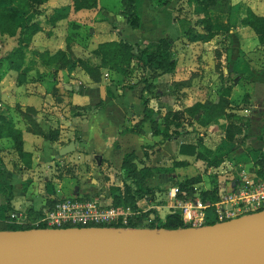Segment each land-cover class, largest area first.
<instances>
[{
  "label": "crops",
  "instance_id": "0c3cea01",
  "mask_svg": "<svg viewBox=\"0 0 264 264\" xmlns=\"http://www.w3.org/2000/svg\"><path fill=\"white\" fill-rule=\"evenodd\" d=\"M111 3L112 0H98V6L93 9L76 11L71 8L65 11L67 15L64 18L53 24L55 9L72 6V0H48L36 19L43 30L33 37L31 48L55 52L70 47L74 55L67 52L73 61L57 73L38 63L31 67L24 80H20L19 72L12 69L6 59L17 41L0 33V129H3L0 135V225L8 222L13 211L34 217L29 211L39 212L35 210L36 200H40L43 207L45 203L52 202L51 199H59V194L64 195L61 197L81 195L85 182H92V176L101 172L115 178L121 173L126 153L134 151L140 159H144L142 147L160 141V137L153 135L150 122L144 124L141 133L132 131L144 114V83L136 77L125 80L109 70H103L101 80L95 82L79 66L80 58H84L87 52L86 57L90 56L100 43L106 41L123 38L150 45L167 36L174 41V50L181 46L176 71L159 77L150 96V106L161 111L162 115L168 111L184 110L197 101H216L227 87H231L228 97L232 106L236 102L242 103L246 93H249L245 109L256 112L260 121L246 123L241 135L240 152L236 149L240 144L235 147V142L224 139L226 151L220 153L227 156L229 150L236 149L231 154L238 161L236 175L242 170L256 171L257 151L264 153V122L260 123L259 117L264 114V45L260 44L254 31L243 26L241 21L250 10L264 16V0H231L230 13L211 11L216 35L207 42L195 43H188L183 36V28L187 26L185 18L202 31L200 26L195 25L197 16L193 14L188 0H169L164 5H159L156 0H142V26L137 29L128 25L120 15L121 9L111 7ZM73 27L77 35L89 30V39L84 37L83 42L77 36L74 46L69 38ZM39 34H44L42 42L36 43ZM79 44H84V51ZM222 46L239 48L243 57L233 67H222L221 72L217 68L216 51ZM206 54L211 57L207 61L210 74L205 77L210 82L208 88L202 87L204 83L200 84L194 75L196 67L202 65L205 68L201 56L205 58ZM226 57L225 53L220 61H225ZM184 70L190 74L187 75ZM233 71L244 73L247 78L238 82L240 75H236V80L232 77L235 74ZM202 77L199 76V80ZM237 90L239 92L236 93ZM109 91L113 96L104 106L74 115V112L80 111L77 107L95 106L107 100ZM6 121H10L13 128L7 127ZM227 123L225 117H219L209 128L203 129L217 132L222 128L225 132ZM187 128L192 129L190 126ZM14 130L22 134L23 152L16 149L15 140L10 135ZM52 131L57 132L56 139H51ZM178 140L173 138L158 148L168 152ZM70 144H73L74 150L60 155L62 149ZM244 148L249 149L246 151ZM189 158L180 155L177 160ZM72 166L75 172L70 170ZM84 191L87 194L96 192L94 189ZM9 194H12L10 208ZM106 203H112L111 196L106 198Z\"/></svg>",
  "mask_w": 264,
  "mask_h": 264
},
{
  "label": "trees",
  "instance_id": "16d2710c",
  "mask_svg": "<svg viewBox=\"0 0 264 264\" xmlns=\"http://www.w3.org/2000/svg\"><path fill=\"white\" fill-rule=\"evenodd\" d=\"M168 1L156 0L159 5L168 4ZM47 2L48 0H0V33L1 35L17 39V46L11 50L6 59L9 61L11 68L19 72L20 80H24L31 67L38 63L57 73L73 61L67 52L68 50L60 49L52 53L51 51H35L31 48L33 37L41 30L39 23L35 21V17L42 13L43 9H41V6ZM141 3L142 0H121L120 15L134 29L142 26ZM188 4L193 8V14L197 16L195 25L202 28V31H199L196 26L192 25L191 20L185 18L187 26L183 28V36L188 43L207 42L215 37L216 32L211 18V11L230 13L232 10L231 0H188ZM72 5L76 11L93 9L98 6V0H72ZM69 9H71V6L57 9L52 16V23L64 18L67 15L65 11ZM241 24L253 30L258 36L260 44L264 45V16L250 10L242 19ZM174 46V41L167 36L159 38L150 45H143L140 41L130 42L121 38L120 40L100 43L90 56L78 60L79 66L95 82L101 80L103 70L114 72L125 80L139 74V81L144 83L142 93L144 114L132 131L141 133L144 124L150 122L153 135L160 137V141L144 147V159H140L134 151L124 155L121 173L118 174L119 182L122 185L114 182L110 187L112 204L121 212L129 206L134 211H137L139 209L137 204L140 200L146 197L151 198L157 193L156 189L151 186V180L155 177L156 172L162 169L147 163V160L151 158L147 148H158L161 144L173 138L191 134L197 128H209L219 117H225L228 122L224 139L234 142L245 131V124L248 119L244 115L237 113L238 110H242L240 104L231 105V100L228 97L231 87H227L216 101L210 99L204 102L197 101L184 110L168 111L164 115H162L161 111H156L150 106V96L156 88L155 81L165 74H171L176 71L178 58ZM262 70L264 73V68ZM233 72H235V75H240L238 82L247 78L244 73ZM253 81L257 80L254 79ZM112 96L113 94L109 91L107 100L101 101L95 106L77 107L80 111L74 112V115L82 114L81 111H94L104 106ZM249 97L250 94L246 93L243 99L245 106L249 102ZM32 121L35 123V120ZM6 126L13 128L10 121H6ZM187 126L192 127V130H188ZM2 130L0 129V135ZM55 133L57 132H51V139H56L57 135ZM10 135L15 140L16 149L19 152H23L21 132L14 130V132H10ZM179 153L181 155L194 156L196 160L205 162L208 167H219L226 158V154H221L208 147L202 138L197 139L195 142L182 141ZM176 164L183 166L188 164V161L180 160ZM256 172L259 176L264 177V153L261 151H257ZM199 182H201V177H191L179 181L177 186H179L180 190L193 196L195 192L194 186ZM218 184L219 179L214 175L211 188L201 193L204 201H216L218 199ZM11 197L12 194H9V208ZM29 213L37 217L41 215L42 211L34 212L30 210ZM149 218H151V221L144 223ZM214 223L211 222L209 224ZM142 226L158 229H177L185 227V223L180 211L170 212L163 218L156 209H149L130 219L128 225H124L121 222L115 225V227ZM31 228L34 227L32 225H20L10 222L0 225V230Z\"/></svg>",
  "mask_w": 264,
  "mask_h": 264
},
{
  "label": "water",
  "instance_id": "95a60500",
  "mask_svg": "<svg viewBox=\"0 0 264 264\" xmlns=\"http://www.w3.org/2000/svg\"><path fill=\"white\" fill-rule=\"evenodd\" d=\"M73 144L60 155L74 150ZM0 264H264V210L177 229L0 230Z\"/></svg>",
  "mask_w": 264,
  "mask_h": 264
},
{
  "label": "built area",
  "instance_id": "2783aa9c",
  "mask_svg": "<svg viewBox=\"0 0 264 264\" xmlns=\"http://www.w3.org/2000/svg\"><path fill=\"white\" fill-rule=\"evenodd\" d=\"M244 111L249 112L248 109ZM217 190L216 201H204L196 191L191 196L180 190L179 186H173L168 192L170 212L180 211L185 227H199L264 210V177L256 171L242 170L230 179L219 180ZM51 201L44 205L41 215L37 217L13 211L8 222L32 225L34 228L115 227L120 222L128 225L130 219L151 208L157 212L162 209L160 205L144 208L140 200L137 211L129 206L121 212L112 203H106L103 197L84 198L79 194L53 198ZM146 221L150 222L151 218Z\"/></svg>",
  "mask_w": 264,
  "mask_h": 264
},
{
  "label": "rangeland",
  "instance_id": "374dc122",
  "mask_svg": "<svg viewBox=\"0 0 264 264\" xmlns=\"http://www.w3.org/2000/svg\"><path fill=\"white\" fill-rule=\"evenodd\" d=\"M47 3L42 5L41 9H44V6H47ZM113 6L121 9V0H112L111 7H113ZM144 7L145 6H143V9H144ZM71 8L74 9L73 5L71 6ZM72 9H70V10H72ZM146 9L147 8L145 7V10ZM56 10L57 9H55V11ZM38 17H39V15H37L35 17V19H37ZM35 21L37 22V20H35ZM37 23H39V22H37ZM73 24H75V23L73 22ZM74 29H76V28L73 27L72 34L69 35V38L71 39L70 42L74 43L73 44L74 46H75L76 41H77V39H76L77 36H79V38H81L83 40V42H84V37H87L89 39V37H90V31L89 30L85 34H84V31H82L81 34L77 35V32H74ZM42 30H43V28L41 27V30L39 32H41ZM42 35H44V34H39V36H38L39 38H38V40H36V43L42 42ZM3 36H6V35H3ZM13 39H14V41H17L16 38H13ZM229 40H230V38H229ZM16 46L14 45V48ZM79 48L84 51V44L83 45L79 44ZM34 50L39 51L37 49H34ZM205 50L206 49H204V51ZM51 52L54 53L53 51H51ZM68 52H71V55H74V52L70 50V47H68ZM175 52H176V55H179V53L182 52L181 46L179 48L177 46ZM216 52H217L216 59H218V61H219V62H217V68L220 69L221 72L223 71L222 67H224V66L225 67H233L234 63L237 60H241L240 58L243 57L242 53L240 52V49L235 48V47L230 49V48L222 46V48L220 50L218 49ZM88 53L89 52H87V54ZM201 53H202V51H201ZM225 53L227 54V57H226L225 61L221 62L220 60L224 59L223 57H224ZM86 55H84V57H86ZM209 58H211V57L208 54L205 55V58H203L201 56V61L203 63H205V68L202 65H200V66L196 67V70L194 72L195 79L198 80L200 84L204 83V84H202V87H205V88L210 87L209 86L210 82L205 80V77L207 75L209 76V74H210V68L208 67V62H207L209 60ZM206 65H207V67H206ZM187 68H188V66H186L185 69H187ZM211 69H213V68H211ZM184 71L187 72V75L190 74V73H188L187 70H184ZM206 71H207V74H206ZM201 75H203V77L199 80V76H201ZM133 77H136L137 79H139L140 75L136 74ZM232 77H234L236 80H238L237 76L235 74ZM221 81L224 82V78H221ZM130 82H131V80H130ZM216 87L217 86H215V88ZM237 92H239V90H237L236 93ZM242 103H240V105H241L240 107L243 110V109L247 108V106H245V105L242 106ZM237 104H239V103L236 102L235 105H237ZM239 113H241L242 115L244 114V116L248 119L247 124H249V123L252 124V123H255V121H260L256 118L257 113L254 111H251L248 113H246V112H239ZM261 115H263V116H259L261 119L260 123H263L264 122V114H261ZM224 135H225V132L222 128H221V130H218L217 132H209L208 130H204L203 128H197L191 134H184L182 137L178 138L179 140L174 143L172 150H169L168 152H166V151L162 152L161 149H159V148H147V151L149 152L150 157H151L149 160H147V163L149 165H153V167L156 166V168H161L162 170H160L159 172H156L155 177L151 180V185H153V187H154V185L156 186L154 188L156 189L157 193L153 197H151V198L149 197L148 200H147V197L144 198V199H146V201L142 202V204H141L142 207L147 208V207L154 206V204L160 205L162 207V209L158 213L161 216H165L167 213H170V211H172V209H169L170 208L169 205L171 204V201L169 200V197H168L169 189L173 186L178 185L179 181L186 179V178H191V177H201V182L195 184V186L197 187L196 190H195V186H194V191L201 194L204 190L211 188V186L213 184L214 175H215V177H217V179H219L221 181L224 179H230L233 176H236L235 167H236V165H238V161L235 160L231 154L236 149L238 152H240L242 150V149L240 150V146L242 143L241 141H242L243 136L238 137L234 141L236 143L234 145L235 147H236V145H239V144L240 145L237 146L236 149L229 150V153H227L225 162L221 166H219L215 169L213 167H208L207 164L201 160H196L194 156L182 155L184 157H190L189 158L190 160L186 159V161H188V164L183 165V166H178L176 164L177 161H179V160H177V158H179L181 155L179 153V147H180V143L182 141L195 142L197 139L202 138L203 141H205V143L208 145V147L216 149V151L220 153V152L226 151L225 150L226 148H224V146H223L224 138H225ZM144 147H142V151H141V152H143L142 153L143 157H144V151H145ZM248 149L249 148H244L243 150L248 151ZM167 169H171V170L168 171ZM70 170L72 172H75L73 170V166L70 167ZM119 180H120V178L118 175L115 176V178H114L112 176L107 175V173L101 172L97 176H92V182H85L86 187H84L82 189L81 196H83L84 198L86 196L89 198H93L95 196H100V197H103V200L106 201V198L111 196L110 195L111 185L114 182H117L119 185H122V183H120ZM84 189H94V191H96V192H94V194H91V191H90L89 194H87V193H85ZM65 195H68V194H65ZM58 196H59V199H61V198H63L61 196H64V195L59 194ZM65 197H70V196H65ZM144 199H142V200H144ZM34 206H35V210L38 209V211H42V209L44 208V206L41 207V201L40 200H36ZM151 209H154V208H151ZM146 222L147 221H145L144 223H146ZM142 227H144V226H142Z\"/></svg>",
  "mask_w": 264,
  "mask_h": 264
}]
</instances>
